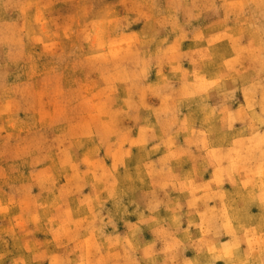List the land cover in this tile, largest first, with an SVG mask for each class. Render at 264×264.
I'll list each match as a JSON object with an SVG mask.
<instances>
[{
  "label": "clouds",
  "instance_id": "9594fccd",
  "mask_svg": "<svg viewBox=\"0 0 264 264\" xmlns=\"http://www.w3.org/2000/svg\"><path fill=\"white\" fill-rule=\"evenodd\" d=\"M0 264H264V0H0Z\"/></svg>",
  "mask_w": 264,
  "mask_h": 264
}]
</instances>
